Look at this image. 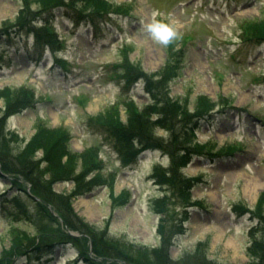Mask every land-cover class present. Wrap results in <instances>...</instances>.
Listing matches in <instances>:
<instances>
[{
	"label": "rangeland",
	"instance_id": "rangeland-1",
	"mask_svg": "<svg viewBox=\"0 0 264 264\" xmlns=\"http://www.w3.org/2000/svg\"><path fill=\"white\" fill-rule=\"evenodd\" d=\"M82 1L35 20L27 11L14 30L1 22L26 0H0V119L34 102L0 120V264H130L105 259L118 255L264 264L249 249L264 229L248 236L258 221L240 215L248 207L264 218V0ZM157 22L176 33L167 46L148 32ZM168 61L167 103L166 83L149 76ZM37 136L45 143L26 152ZM193 146L186 157L175 152ZM43 174L58 177L49 191L36 180ZM156 199L170 206L166 256Z\"/></svg>",
	"mask_w": 264,
	"mask_h": 264
},
{
	"label": "trees",
	"instance_id": "trees-1",
	"mask_svg": "<svg viewBox=\"0 0 264 264\" xmlns=\"http://www.w3.org/2000/svg\"><path fill=\"white\" fill-rule=\"evenodd\" d=\"M39 2V3H38ZM38 2H36L35 1V3H37V5L39 4V6L36 8V11L34 12V11H32L31 12V10H30V8H31V3H34L33 2V0H26V3H25V5H24V9L20 12V14L21 15H24L27 11H28V15L29 14H34V13H36V12H38V11H41V10H44V9H47V8H50V7H53V6H58V5H62V4H66L67 2H69L70 4H73V3H76V2H80L81 4H82V0H54L53 2L54 3H56V4H53V5H50V6H48L47 8H45L44 6L46 5H40V0L38 1ZM85 6H86V4H85ZM98 11V10H97ZM100 11H103V10H99V12ZM19 14V17L21 16ZM19 17H18V19H17V21H21V20H19ZM44 30V29H43ZM252 31H254V29H252L251 28V26H249V25H247V32H252ZM46 32H48L47 30H46ZM262 36H264V33L263 34H261ZM48 37L49 38H54V36H52L50 33H48ZM172 68L173 67H171L170 66V69H169V71L167 70V69H163V70H165L164 72H162V73H160L161 75V79L162 78H166L165 80H167L168 78H171L172 76H173V70H172ZM152 76H154V75H152ZM167 89H168V87L164 90V92L162 93V96L165 98V95L168 97V95H167ZM26 101V103L25 104H23L22 106H24V105H26L29 101H30V99H24V102ZM165 101L167 102V101H169V99L168 98H165ZM21 106V107H22ZM21 107H19V108H17L16 110H19ZM15 110V111H16ZM204 110V109H203ZM204 111H206V112H208L209 110H207V108H206V110H204ZM9 114V111H6L3 115H4V117H6L7 115ZM137 116H142V114H138ZM0 120H4L3 118L2 119H0ZM146 122V121H145ZM152 124V123H151ZM145 127H150L147 123H146V125H145ZM142 127H140V126H135V127H133V128H130L129 130L130 131H138V130H140ZM41 132V131H40ZM39 132V133H40ZM42 134V133H41ZM33 138H36V139H32V141H30L29 142V144L26 146V148H25V151L26 152H28V151H32V149L35 151V146L36 145H38V144H41V142L42 143H45V141L44 140H42V138H41V136H37V137H33ZM157 145V144H156ZM157 146H160V145H157ZM37 147V146H36ZM40 147H41V145H40ZM39 147V145H38V147L37 148H40ZM36 148V149H37ZM200 149V148H198V147H196V146H193V148H187V149H185V148H182V150H178V151H175L177 154H183V156L182 157H186V156H188L189 154H190V152H195V149ZM7 150V149H6ZM47 150H48V147H47ZM46 151V150H45ZM22 154V153H21ZM6 156V155H5ZM5 156L4 157H2L3 158V160L2 161H4V159H5ZM23 156V154L21 155V156H19L18 158H20V157H22ZM1 158V157H0ZM173 161L175 162V161H177V159H173ZM187 161H188V159H186L185 160V162L183 163V165H185L186 163H187ZM182 165V166H183ZM47 171V170H46ZM175 174V180L172 182V184H170L171 185V187L173 188V189H175V186L176 185H178L179 184V180L181 181V177H179V180H178V176L180 175V174H178V176H177V174L176 173H174ZM44 174L43 175H41V177H39V179H36L40 184H42V183H44L46 186H49V189H48V191L50 190V186L52 185V184H54L57 180H58V177H55L54 175H52L51 177H50V179H45L44 178ZM181 176V175H180ZM69 177L70 176H68L67 177V179H69ZM36 181V182H37ZM81 192V191H80ZM77 194H80V193H78L77 192ZM47 201H49V202H51L52 201V197H49L48 199H47ZM157 203H158V207H160V209L162 208V206L163 205H165L166 204V201H165V199H162V200H159V201H157ZM60 207V206H59ZM62 208V207H61ZM65 211L69 214V210H67L66 208H65ZM161 213H166V209H163L162 211H161ZM71 218H72V221L75 223V225H79V221L78 220H76L72 215H71ZM168 220V217L166 218V219H163V226H160V228L158 229L159 230V233L162 235L163 234V231H164V229H165V222ZM51 221L52 222H56L57 223V221H56V219H53V218H51ZM55 223V224H56ZM58 224V223H57ZM81 224V223H80ZM164 235V242L162 243V246H161V250H162V253L164 254V256H166L167 255V253H168V251H169V246H170V244H169V242H170V239H168L166 236H165V234H163ZM118 245H120L119 243H115V246H118ZM200 246V245H199ZM198 246V247H199ZM249 249H252L253 251L251 252V254H252V256L253 257H258L259 256V258L262 260L263 258H264V237H263V240H259V241H257V240H254V242L252 243V245H251V247H249ZM161 250H159V251H161ZM122 251H124V249L122 250ZM249 253V252H248ZM115 254L116 255H118V254H121L119 251H117L116 250V252H115ZM99 255H100V253H99ZM104 255H106V256H109V251H105L104 252ZM101 256V255H100ZM120 257H122V256H120V255H118L117 256V258H109V257H106L105 259H108V260H111V261H118V260H126L127 262H129L130 264H142L143 262H142V260L141 259H139V258H137V257H135V258H133L132 259V261H129L130 259H127V258H120Z\"/></svg>",
	"mask_w": 264,
	"mask_h": 264
},
{
	"label": "clouds",
	"instance_id": "clouds-1",
	"mask_svg": "<svg viewBox=\"0 0 264 264\" xmlns=\"http://www.w3.org/2000/svg\"><path fill=\"white\" fill-rule=\"evenodd\" d=\"M148 32L158 44L164 46H167L176 38V33L173 28L160 22L150 24L148 26Z\"/></svg>",
	"mask_w": 264,
	"mask_h": 264
}]
</instances>
